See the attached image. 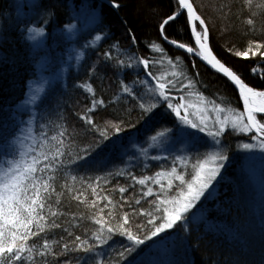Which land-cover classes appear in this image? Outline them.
Here are the masks:
<instances>
[{"label":"snow or ice","instance_id":"obj_1","mask_svg":"<svg viewBox=\"0 0 264 264\" xmlns=\"http://www.w3.org/2000/svg\"><path fill=\"white\" fill-rule=\"evenodd\" d=\"M38 2H21L18 8H35ZM110 3L121 7L116 0ZM169 3L171 11L160 21L156 40L143 49L129 28V47L113 41L100 52L112 35L87 4L59 34L74 42L92 31L56 62L47 54L54 10L43 9L39 21L20 27L34 59L36 53H46L35 59L44 84L51 83L46 73H66L73 61L76 75L84 72L85 78L73 87L82 91L85 103L82 108H77L78 101L61 104L67 93L53 89L50 103L40 107L36 93L43 89L38 87L13 109L11 130L0 131V264H154L148 249L170 251L178 224L184 238L190 237L196 212L201 211L197 206L218 199L216 185L233 151L264 166V90L247 83L214 52L209 22L195 0ZM233 8L250 38L246 47L226 51L244 61L264 60V38H254L258 22L264 28V0H233L223 3L220 12L228 16ZM169 47L220 74L238 93L236 106L224 104L222 98L209 99L199 90L195 62L182 63L180 56L169 54ZM92 52L96 56L89 63ZM57 62L62 67L56 68ZM252 73H257L255 67ZM113 77L117 88L106 101L97 94L96 82L102 87ZM260 77L264 80V73ZM101 110L108 115L97 121ZM69 111L78 118L71 130ZM137 125L151 126L143 141ZM233 136L243 138L235 148L229 141ZM150 161L158 170L149 171ZM137 168L144 172L138 174ZM90 169L101 171L90 175Z\"/></svg>","mask_w":264,"mask_h":264},{"label":"trees","instance_id":"obj_2","mask_svg":"<svg viewBox=\"0 0 264 264\" xmlns=\"http://www.w3.org/2000/svg\"><path fill=\"white\" fill-rule=\"evenodd\" d=\"M107 1L110 2V0ZM21 2L27 5L28 0H0V28L3 29V38L0 39V131L4 133L9 132L14 124L10 118L13 109L27 97L28 83L39 77L35 59L46 55L45 51H40L35 54L34 59L30 45L21 38L19 31L23 25L39 21L41 10L52 9L56 15L54 26L57 32L54 33V26L49 25L47 40L49 50L47 54L53 62H56V58L65 49H70L73 44L79 46L92 31L91 29L85 31L74 42H66L65 37L59 34V29H62L65 22H68L73 15L82 12V4H87L88 7L96 10L103 22L101 26L112 35L111 40L103 43L99 49L100 52L105 51L113 41H119L122 48L129 47L130 40L126 31L129 28L134 31L143 49L145 43L156 40L160 21L171 11L169 0H116L121 5L119 9H113L100 0H39L35 8L26 6L20 10L18 5ZM231 2L233 0H195L198 9L209 22L211 45L214 52L223 62L237 71L247 83L264 90V80L260 77V74L264 73V60L256 57L244 61L226 51L227 48L233 46H235L234 50L246 47L247 40L250 38L245 35L246 26L240 19H237V9L233 8L228 16H223L220 12V6L223 3ZM21 16L24 18L18 19ZM257 28L260 31L254 38H264V28H261L259 22ZM167 31L170 35L174 33L172 28ZM173 38L177 37L173 35ZM183 39L187 42L186 35ZM169 54L173 57L180 56L182 63L188 65L195 62L200 74L199 90L209 99L222 98L224 104L231 103L232 106H236L238 93L220 74H214L198 58L193 57L189 60L183 50L169 47ZM95 56L96 53L92 52L89 63L95 59ZM59 67L62 65L57 62L56 68ZM253 67L257 69L255 75L252 73ZM52 73L57 72L53 70L46 74ZM57 74L58 82L53 84L55 85L53 89L56 91L63 89L67 93V98L61 100V104L78 101L77 108H82L85 103L84 94L81 90L74 88L73 84L85 78L84 72L81 71L77 76L73 61L68 66V72ZM114 81L115 77L111 81L106 80L102 87L98 81L96 82L97 94L103 96L106 101L112 98L116 91L117 85ZM52 90L40 102V107L50 103ZM106 115L108 113L101 110L97 121ZM67 116L71 130L72 127L77 126L78 118L74 117L71 111ZM132 119L135 121L136 117L133 116ZM137 127L140 129L141 141L145 134L152 130L151 126L144 128L143 125H137ZM130 131L135 132L136 129ZM242 139L236 136L229 137L233 148L234 142ZM130 150L133 149L130 148ZM150 153L156 154L153 149H150ZM149 163L150 172L158 170L156 162L150 161ZM236 168L237 163H234L228 165L223 171V179L216 185L219 193L218 199L202 200V206H197L201 208V211L193 210L196 212V218L191 225L190 237L184 238L185 234L180 231L178 224L173 230L176 235L172 236V241L175 243L171 244L170 251L148 249L151 253L149 259L154 264H264V190L256 188L249 179L239 175ZM188 170L191 171V164ZM100 171V169H90L87 174L98 175ZM136 171L140 174L144 172V169L137 168ZM113 195L118 197L119 194L114 193ZM128 195L129 193H125V196Z\"/></svg>","mask_w":264,"mask_h":264},{"label":"rangeland","instance_id":"obj_3","mask_svg":"<svg viewBox=\"0 0 264 264\" xmlns=\"http://www.w3.org/2000/svg\"><path fill=\"white\" fill-rule=\"evenodd\" d=\"M55 70V69H53ZM56 72V70H55ZM58 73V72H57ZM52 73V74H46L49 75L51 83L50 84H44L43 81L38 77V79L32 80L28 83V92L31 90H34L35 88H42L43 91L36 93L37 95V101L36 104L39 106L40 102L46 97L45 93H49L50 90L53 89V84L58 82V74ZM65 77V76H64ZM63 82V81H62ZM27 99V97H26ZM25 99V100H26ZM195 99V97H193ZM237 141L234 142V148ZM231 161L228 163V165H232L234 163H237L236 171L239 175H242L244 178L249 179L253 185L260 189L264 190V166L260 164V162L257 160L255 162H248L243 159L244 153L234 151L231 154ZM227 165V167H228Z\"/></svg>","mask_w":264,"mask_h":264},{"label":"water","instance_id":"obj_4","mask_svg":"<svg viewBox=\"0 0 264 264\" xmlns=\"http://www.w3.org/2000/svg\"><path fill=\"white\" fill-rule=\"evenodd\" d=\"M103 4H105V5H107V6H109V7H111V8H113L112 7V5H111V3L109 2V1H107V0H100ZM113 9H115V8H113Z\"/></svg>","mask_w":264,"mask_h":264}]
</instances>
